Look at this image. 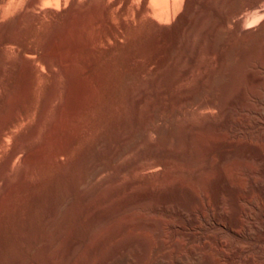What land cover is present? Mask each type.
Segmentation results:
<instances>
[{
    "label": "bare ground",
    "instance_id": "1",
    "mask_svg": "<svg viewBox=\"0 0 264 264\" xmlns=\"http://www.w3.org/2000/svg\"><path fill=\"white\" fill-rule=\"evenodd\" d=\"M45 1H51V0H0V151L6 138L12 136L13 128L23 123V121L27 118L28 112L32 110L29 104L33 99L34 93L36 92L37 88L42 85V84L39 85L40 82L42 80L45 81V79H47L46 85L44 84L45 90L43 93L40 106L35 111L34 121L30 124L27 130L23 131L18 138L14 139V143L12 147L3 156L0 162V227L1 224H3L2 221L4 217L11 212L13 213V216L16 219H19V221L21 220L20 223H22V225H21V229L19 230L21 233L20 234L21 237H25V236L28 237L27 234L25 233L26 232L25 228H27L25 226H27L26 224L29 221V220L27 221V218L29 216V215L27 216V213H29V210H31L29 209L30 207L33 209V206H35L33 204L35 203L36 198L38 197L35 189L39 190L40 188L39 186H41L39 185V180H38L39 178H37L38 177L37 174L39 171H41V169L44 168V166L49 164L51 161L54 162L55 161L57 162L58 160L60 161L61 155L62 156L65 155L64 152H66L65 151L66 147L63 146L64 145L66 146L67 144H63V143L61 144V142H57V139L60 138L61 140L60 136L62 133L64 134L71 133L72 137H70L69 141L72 145H77L80 143L78 142L80 137L89 134L91 132L90 129L94 128L95 126V125L93 126L89 125L88 122L84 123V121L82 120H84V118L88 115V114L86 115L88 111L89 114L92 113L91 110L92 107L95 109L97 102H95L96 101L95 100L93 102H95L96 104L93 103L92 100H94V98L92 97H94L93 95H95L96 97V94L94 93L97 87H98L97 91L100 90V88L102 87V85L100 84L102 83L101 81L100 82L98 81L99 77H97L96 79L99 82V85L97 82H95V79L94 81H92V78L90 77L89 78L91 80L85 78V84L82 81L80 82L84 84V87L81 86L82 84L80 85V88L82 87L81 89L84 88L83 92L81 91L82 93L80 92L79 85H77L79 92L81 93L80 97L78 96L79 94L77 95L79 97V100L78 103L76 104L78 105L75 104L76 105L75 106L72 103V95L75 94L74 93L75 87H73L72 89V80L73 82L74 81L76 82L77 76L80 75L78 77H81V75L84 74V72L86 71L85 69H87L83 66L82 67L85 69L80 67L85 71L84 72L81 71L82 74L79 72L80 74L77 73L78 75L75 76L76 69L79 68L77 67L78 63L76 64V60H75L78 58V56L77 58H75L76 55L79 54V52L81 51L83 52V48H86L90 51V53H88V56H92V54L94 53L98 54V50L104 47L105 41L110 39L117 41L118 37L120 38V35L123 31H125L126 29L127 31L128 29L132 30V28L134 29L138 26L141 27L142 24L138 25L136 23H139V21L141 20H143L141 22L143 23L147 21L146 19H148L150 20L149 22L150 26H154L152 28L154 29V31L151 30L152 33L148 32V34L150 33L153 36V42L151 40L153 46L151 44L152 50H150L152 52L150 53L151 56L148 59L149 63H147V65L149 64L151 67L146 66V69L149 70L148 72H152L151 74L152 78L151 76L149 77L150 79L145 78L146 74L144 76L143 74L144 70H142L141 71L142 74L140 75L141 78L140 83L136 87L131 88V92L128 98V103L126 105L127 108H125L127 110L126 112H124V114L120 115L115 121L114 127L116 128V130H114L115 128L111 129V131L114 130L113 133L114 132L118 133V134L114 133L117 135V137L116 135H114L117 141L111 143L108 138V134L106 132H102L101 135L94 142L92 150L86 149V151H83L84 153L82 152L83 154L82 157L83 158L85 157L84 159H86L89 156L88 158H90V160L87 158L88 160L86 162L84 161L85 163L88 162L87 167L89 172L86 173L87 171V167H86V171H85L86 176L85 174H83L84 177L81 176L80 179L82 180L81 183L86 184L87 186H81V187L82 188L86 187L87 189V187L91 185V189L88 188L89 189L88 192H86L87 190L86 191L83 190L85 191L83 194V198L84 200L90 201V197L93 196L94 198L92 197L91 200L92 199H95V201L98 200L97 201L98 204L95 203V205L96 204L97 205L94 207L93 213L92 212L89 213V215L91 213H92L91 215H93L94 213H95L94 215H96V213H98L96 217L94 216L95 220L92 219L94 220L95 223L94 226L98 229V232H101L102 230L99 231V228L101 229V227H103L106 223L112 220V217H114L113 215H115L116 213H123L125 216L123 215L122 218L125 219V222L123 221L122 222L124 223V225L126 223L128 227L129 225L131 227V224L133 225L135 220L132 219L134 217H132L131 219L129 217L131 215L135 216L140 212L137 211L138 212L137 213L134 210L135 207L144 206V208L148 209L147 205L150 206L149 204L155 203V204H159V208H160V205H163L165 203L169 204L167 197L168 195L167 196H165L166 194L164 195L165 190L164 191L161 190V186L157 184L158 182L155 181V179L153 180L154 182H157L155 184H157L158 187L155 184H153L154 182L152 184L150 183V181L153 178L151 177L152 175L150 174L158 173L164 168L168 169L167 166L171 163L174 166L176 163H178L177 171L174 170L175 173L173 172L168 173L169 170L167 171L165 169L166 171L165 174L168 173L169 176H171L170 181H166L168 177L167 174L164 176L161 175L160 176L161 178H159L158 181H160L161 184H164V186L165 183L167 182L166 185L170 186L171 188L173 187L172 189H175L174 187L176 186L177 187L182 186V188L186 187L188 189L190 188L189 190H191L192 193L191 195H193L194 197V198L192 197L193 201L195 200L197 202V205L195 201L193 202L195 203V206L196 207L199 206L200 208L203 207L204 209L206 208L213 210L211 211L214 213L213 220L210 221L206 216H204V214L200 215L199 213H197L195 211V209L197 208H194L193 210L189 209L191 210L190 214L188 215V217H186L185 219L183 218V220H181L183 221L181 224H178V222L170 223L168 225V228L165 230L163 228L158 227L157 238H155L156 240L153 239L154 241H156L154 242V244L153 242L151 243L150 240L148 241L144 239L145 237L143 236H141L143 238L138 237L137 235L139 233L136 234L135 230L132 232L133 234L135 233L138 238L136 237L133 238L135 236L134 235L132 237L133 239L132 238L130 239L139 241L143 247L142 250L147 254V250L152 246L157 247L158 249L160 247H165L168 244L170 246L174 242L175 240L174 238H177L176 235L177 233H179V230H182L181 227L185 225L188 227V225H190V227L195 226L198 227V229H201L200 233L199 234L197 233V236L195 237L197 243L198 244L200 243V245L201 243H204L206 246L207 245L206 242L212 240L214 237L213 235L217 233L216 231H219L223 233L229 232L231 235L233 234L232 236H234V238H236L237 241H239L240 243H242L241 241L243 240H247L248 243L251 246H253L252 248H257V246L259 247V244H262L261 242L264 240V235L260 233L262 232V230H260L261 227L264 226V183L260 182L261 179L264 177V163L261 162L262 158L260 157L262 155H260L259 153L258 154L260 156L256 154L261 159L260 162L258 160L259 163L257 162L255 164L253 163L251 164L250 162V165L247 166L248 187L246 190H244L245 192L241 193L243 194V196H241V198L240 196L237 198L239 203L234 202L235 204H239L238 207L233 203L230 204L229 206H226V204L228 205L229 202L227 201L228 203L225 204L226 201L224 202L222 200L225 196L222 199L220 197H217L219 194L216 196L217 189H215L214 191V194L217 198H215L214 202L211 204L210 203L211 201H208V199H210L214 195L210 197L209 194L207 193L210 198L206 197L207 200L203 199V197H201L200 195L203 192L202 193L201 191H199L200 193L198 192L197 190L198 187L195 188L196 186L195 182H199L200 180L204 182L205 180L206 183L207 180L209 179V181L216 182L217 184H221L222 182H225L227 186L230 187L235 184V182H233L234 180L232 176L235 173L232 174L231 173L232 170H229V168L227 169V167L225 168V166H222V164L224 165L225 163L220 164L221 166L216 168L217 171L215 170L216 173H214L213 172L214 170H212L214 169L212 164L213 161L212 160H211L212 162L209 161V153L212 151L213 147L208 146L207 141L203 140L197 142L195 138L197 136L196 139L199 140L200 138L198 137L200 136L198 135L200 133L205 134L208 132L209 133L211 132V135H209V137L212 136L213 133H214L213 136H215L217 133L221 132L222 129L227 125L232 127L231 126L232 115L230 113V109L231 107H233L235 103H236L235 105H238L239 103L237 104V102L239 101L241 102V100L238 101V98H240L239 96H243L245 93L246 87H244L243 85V79H247V80L251 79L255 81V83L256 82L258 83L263 80L264 78V0H137L138 3L136 0H54L55 4L58 7L61 6L63 7V9L61 8L63 16L61 19L58 18L60 20L56 19L57 21L53 19L52 20L54 21L53 23L52 21H50L52 23L51 26L49 25L50 27L49 26L46 27L45 25L46 28L42 29V27L44 28V26H42L41 17L43 13L46 11L42 6ZM135 1L137 4L135 3ZM129 18H131V20H128ZM144 18L146 19L144 20ZM149 28L151 29V27ZM40 29H42L41 31L43 32L41 33L43 34V40L41 41L42 43L40 46L41 53L38 55L37 47L31 44V41H33V39H36L38 35H40L39 33ZM127 31L125 33H128ZM101 44H103V46ZM100 46L102 47L100 48ZM13 48H15L14 49L15 51L12 53ZM96 56L97 55L95 54L93 57ZM79 58H81V55L79 56ZM86 59L88 60L89 57ZM110 60H109L110 62L113 61L111 58ZM92 62H94L93 59ZM88 64L89 63H87L86 65ZM90 65L91 64H89V67L88 66L87 67L90 68L91 67ZM79 70H77V72ZM106 70L108 71L109 69L106 68L105 71ZM172 70L179 71L178 79L179 82L181 81L182 83L180 82L181 90L178 95L181 104L183 103L186 106V108L184 105H181L185 109L182 108L180 110L179 107L181 106H179L178 109H175L178 111H172L170 116L175 118L174 120L172 119L173 120L172 122L167 123L169 119L167 122L162 121L163 119L161 120L160 115L156 112L157 107L154 102L156 100H154L153 98L154 101H152L151 98L149 99V97L151 96L150 95L151 93L152 94L155 93L158 95L157 98H162L161 94H164L165 91L164 89H162L163 87H160L161 85L158 86L156 82L160 81L162 76H164L163 78L165 79V75L166 76L167 74L170 75ZM97 73L98 71H96V74ZM99 73L98 75H100ZM72 75H74L75 77H72ZM104 76L105 74L102 76V80ZM83 79L84 77L81 78L80 80ZM192 79H194V81L196 80L195 83L198 84L197 85L198 88L196 90H192L188 88V84H186L185 82L187 80L188 82L190 80H191L190 82H193ZM78 81L77 84L79 83ZM92 82L93 83L95 82V84H97V85L94 84L96 88L93 86ZM166 82L167 81H165V84H167ZM253 85L252 86L254 87L255 90V86L257 85L254 83ZM246 86L248 85L246 84ZM72 90L74 94H72ZM250 90L254 91L252 89ZM255 91H257V89ZM204 92L207 94L205 95ZM261 93L264 94V91H261ZM262 94H260L257 91L254 93V97L252 96L254 98V101L257 103L252 102L253 99L252 100L250 99L251 95L249 96L250 98L246 97L244 105L249 109L254 108L253 105L258 103H260V106H264L261 105L264 104V98H263L264 96H262ZM100 95L101 94L99 93L98 96ZM241 98L243 99L244 97ZM72 104L74 106H72ZM93 104L95 105V107L92 106ZM240 108H242V105ZM205 110L222 111L223 115L222 117L220 116L222 119L221 120L218 119L219 121H217L216 120L217 117L213 118V116L210 115L211 113L208 114ZM203 111L207 113V116L205 117V113H204V117L201 118L200 114L202 113L203 115ZM260 111H264V110H260ZM94 112L95 110L93 111V114ZM84 113L85 115H83ZM147 113H149L152 117H150L149 115L150 120L149 121L147 120L145 124L146 126L144 128H139L131 124L132 122L135 121L136 116L142 114L145 115ZM244 113L245 112H243V114ZM246 115L247 114H245L244 118L247 117ZM92 118L89 120H91V124H94V122L92 121L94 118L93 119ZM95 118L97 119L98 117L96 116ZM258 118L259 116L256 118V120ZM153 120L159 122V125H156L155 121L153 122ZM94 121L96 120L94 119ZM233 123H234L233 125L235 126L236 125L235 122ZM234 126L232 127V129L235 128ZM237 127H238L237 129L238 131L234 130L233 132L239 133L240 127L239 126ZM244 127L243 130H246L244 129ZM52 130L56 131V136L51 135L50 137ZM55 131L53 132V134H55ZM230 132L232 131L230 130ZM220 136L218 135L217 137ZM52 137H53V141H52ZM224 137L225 134L223 136V139ZM231 137L235 138L233 136ZM82 139H80V141ZM228 140L227 142H229ZM55 142H57L58 144L60 143L63 146L57 145ZM204 142H206L207 144H205ZM243 142H244L243 144H246L247 140ZM240 143H242V141ZM106 150H110L111 157L109 158H112L113 160L112 159L111 160L112 161L115 160L114 162H116L115 169L111 167L112 169H114V171H111L113 173V174L111 173L112 176L111 175L105 176L106 172H109L107 170L109 169L108 162L110 160L109 161L107 160L108 162H106V159L104 160V158L103 159L100 158V153L105 152ZM182 150L187 151L186 154L187 157L188 155H190L188 158L191 161L190 164L192 163L191 168H185L184 167L185 164L184 165L182 164L184 161L183 153H185L182 152ZM193 151L195 153L198 152L196 153L197 157L194 154H192ZM131 153H133V156ZM129 154H131L132 157H129L128 156ZM256 155L255 157H258ZM200 156L201 158L206 160V162H204L203 164H199L202 163L201 162L202 159L199 162ZM79 158H76V160L79 161ZM243 158H244L243 162L245 161L244 163H246L248 161V160L246 161V159H250V155L244 154ZM187 159L185 160L187 161ZM224 159L225 156H223L222 162H224ZM81 160L79 161V163L83 161ZM119 160H121L122 162ZM225 161H227V159ZM72 162L74 163L75 161L73 160ZM68 164L72 165L70 163ZM187 164L188 163H186L185 166L190 165ZM234 164L240 165L238 159H235L233 163V167L232 165L230 167L234 168ZM73 165L75 166V164ZM239 165L237 166V169ZM71 168H72L71 166H68L69 170H71ZM226 169L231 171L230 172L231 174L229 173V175L232 176V182L234 183L233 184L231 182L232 185L229 183V180L231 181V179L228 180ZM64 172H66V170H64ZM64 172L62 171L61 175ZM127 173H130L131 176L129 175L130 177L127 176L129 177L128 179L127 178L124 179L125 174L127 175ZM208 173H209V176L207 175L208 179L203 180L204 178L203 175ZM162 174H164V170ZM68 175L70 176L71 174L69 173ZM65 176L68 177L67 175ZM186 176H189L191 182L185 180ZM149 178L151 180H149ZM238 180H242V179H238ZM192 181L193 182L195 181L194 182L195 184H193ZM247 182L245 184L246 186H247ZM144 183L146 184L149 183L151 184V186L148 187L147 185L149 184H147L146 186L144 185L145 186L144 189L148 187L145 190H143L142 186L139 189V185H143ZM212 183H210L211 187L213 186L211 185ZM237 183L238 185H240L239 181ZM108 185H110L108 187L111 188L110 191L109 189H107ZM135 185H138L136 187H138L139 190L134 187ZM200 185L203 187L202 184ZM207 185L204 186L207 187ZM81 187L80 189H82ZM105 187L106 190H108L109 192H107L106 190L105 191L107 193L103 192V189ZM260 187L263 188V191L261 193L262 197L260 196L262 200L260 199L261 201H258L256 200V198L254 199L253 193L256 188H260ZM165 188L167 187L165 186ZM205 188L203 189L205 190ZM133 189L134 190L136 189L135 191L137 190L140 191L142 189L143 191H141V193L137 192L138 194L132 196V193L134 192ZM168 192L170 191L168 190ZM171 192L173 191L171 190ZM82 193L80 195H82ZM127 195L130 196L128 197ZM68 196H70V194ZM232 196L230 197L232 198ZM171 198L169 199L172 200ZM241 200L242 202H240ZM173 201L175 200L173 199L171 203H173ZM91 205L92 206L94 205L93 202ZM80 206L84 208L82 204ZM175 206L176 208L180 207L177 205ZM78 208H81L79 207V204H78ZM159 208L158 210H160L162 207L160 209ZM203 208H201V210ZM180 209L181 208H179V210ZM79 210L80 209H78V211ZM81 210L79 212H81ZM165 210H168V207H166ZM214 210L220 211V214L225 216V219L217 217L216 216L217 214L214 212ZM163 213H161V215ZM169 213H172V211ZM200 213L203 212L201 211ZM142 214L139 213V215ZM182 214L184 213H180V215ZM185 215H187V213ZM140 217L138 216L137 218ZM143 217L141 218L144 219ZM147 218L149 219L150 217ZM249 218H255V220L258 219V221L256 220L257 222L256 223L255 220H253L256 224L252 225L253 222L248 220ZM89 219L91 218L89 217ZM156 219H158L159 222V218ZM244 219H246L247 222ZM150 220L153 221L154 217L153 219ZM150 220L148 221L143 220L144 224L149 225L147 222H152ZM131 221L134 222L132 223ZM248 221L251 222V225L248 223ZM46 222L48 223V221ZM22 226L25 230L22 228ZM136 227L134 228L137 230ZM145 227H149V226H145ZM92 229L91 231H93ZM107 229H109V227H107ZM94 231L92 233H94ZM104 231L102 232L104 233ZM111 231H113V229H111ZM116 231L118 230H115L114 231L115 233L114 232L112 233L116 234ZM96 232L93 234L94 237H96V235L98 234V233L96 234ZM147 232L149 233V231H146L145 233ZM234 232L237 233L242 232V234L236 235ZM24 233L26 235H24ZM101 233L98 234L99 239H101L99 236L101 235ZM109 233L107 234L111 235V233L110 234ZM107 234H104L103 237H106L105 235ZM119 234L117 233V235L115 236H118ZM128 235L132 236L131 234ZM186 235L188 236V239L189 238L192 239L193 235L191 233H186ZM62 236L58 235V237H62ZM112 236L114 235L112 234L111 237ZM215 236L217 237L218 235L216 234ZM118 238L119 237H116V239ZM69 239L70 241L67 240L69 243L65 242L66 244H68V246L66 250H64L65 252H63L64 253L63 256H61L62 259L60 258L61 264L64 263L63 259L67 260L70 257H72L70 256L72 254V249L75 248V245L77 244L76 240H72L70 237ZM96 240L98 239H95L94 241H92V243H94ZM121 240L123 241V238L120 239V244H121ZM104 241H106V238ZM137 241L136 243H138ZM216 241H218L217 244L218 246L220 243L222 244V240L220 237ZM96 242L95 245H97ZM101 242L103 241L100 240L99 243ZM129 242L128 244H130L131 246L132 244L131 242L130 243ZM234 242L236 243V241ZM107 243L103 242L101 244L103 245ZM122 243H124V241ZM235 243L232 245L230 250L232 251V253L230 254L227 253V255L226 253H222L221 251L222 248L219 249L218 247V249L221 251L218 254L220 257L223 258L222 259L223 262L221 263L218 262L217 264H238V262H240L239 264H241L242 260H243L242 262H244L243 264H264V251L254 250L255 252H252V255H250L251 253L250 252L249 254H247L249 256L245 254L247 257L246 256L243 257L241 255L242 249L240 243L238 242L237 244ZM114 244H111L110 248L117 247L119 245L116 244L117 246H115ZM126 244L127 241H125L123 245ZM223 244H225V242ZM46 245L45 247L51 248V250L53 248L52 246H54L52 245V243H47ZM90 245L91 246H88L89 248L87 250H89V252L91 253L92 251H94V249L97 246L92 244ZM110 248L108 249L111 250ZM124 248H128V247L125 246ZM175 248L178 247L176 246ZM160 250L163 251V248L162 249L160 248ZM96 252L97 251L93 253ZM193 254L195 255V252ZM51 255H54V253ZM100 256L102 257L93 260L97 262V263L95 262L96 264H117L119 262H121L120 264H122L123 262L126 263V254L125 256L124 255L118 256L116 254V256H118L116 257L113 256V253L109 252L107 255L104 256L100 255ZM12 257L14 258V256ZM93 257L94 256H92V258ZM212 257L211 259L210 257L208 258L209 264H213L212 260L215 257L213 258ZM21 262L19 261V264ZM60 262L58 263V260L56 259V261H54L53 264L54 263L60 264ZM16 263H18V260L16 261ZM28 264H30V262H28ZM188 264L191 263L188 262Z\"/></svg>",
    "mask_w": 264,
    "mask_h": 264
},
{
    "label": "rangeland",
    "instance_id": "2",
    "mask_svg": "<svg viewBox=\"0 0 264 264\" xmlns=\"http://www.w3.org/2000/svg\"><path fill=\"white\" fill-rule=\"evenodd\" d=\"M137 1V0H136ZM136 1H135V3H136ZM53 2V3H52ZM137 3H138V1H137ZM136 3V4H137ZM46 11L43 13V15H42V26H44V28L42 27V29H45L47 26H51L52 25V23L54 22V21H52L53 19L55 20V21H57L56 19H58V18H62V10H61V8L63 9V7L61 6V7H58L56 4H55V1L53 0H51V1H45L44 2V4H43V6H42ZM51 8V9H50ZM56 10H55V9ZM53 11H55V12H53ZM58 11V12H57ZM57 12V13H56ZM58 13H60L61 14V16H60V14H58ZM147 18V17H146ZM146 18H144V20L146 19ZM149 18V17H148ZM60 19H58V20H60ZM128 20H131V18H129ZM147 21H148V23H147V21H145V22H143V23H145V24H143V23H141L143 20H141V21H139V23H136V24H138V25H141V27L140 26H138V27H136V28H132V30L130 29H128V31H127V29L125 30V31H123L122 33H121V35H120V38L118 37V39H117V41H115V40H112V39H110V40H107V41H105L103 44H104V47H102L103 46V44H101L102 46H100V48L101 49H99L98 50V54L97 53H94V54H92V56H88V53H90V51L88 50V49H86V48H83V52L81 51V52H79V54H77L76 55V57L75 58H77V56H78V58L77 59H75L76 60V64H77V67H85V68H87V69H85V68H83V69H85V70H83L82 68H80V70H79V68L78 69H76V73H75V76L76 75H78V74H82V72L81 71H85L84 72V74H82L81 75V77H78V76H80V75H78L77 76V81L78 80H80L81 78H83L84 77V79L83 80H80V81H78L79 83L77 84V81L75 82V84H76V86L77 85H79V89H80V92L82 91L83 92V89H81L80 88V85L82 84V83H80L81 81L85 84V78L86 79H90V78H92V81H94V79H95V82H97L98 83V85H99V82L101 81V83L102 84H100V85H102V89L100 88V86H99V88H100V90H98L97 91V89H98V87H97V89H96V91H95V93L94 94H96V97H95V95H93L94 97H92V98H94V100H92V102L93 101H95V102H97V105H96V107H95V105L93 104L92 106H94L95 107V109L93 108H91V110H92V113H91V111H90V113L91 114H89V111L86 113V119L84 118V120H82V121H84V123L85 122H88L89 123V125H91V126H93V125H95L94 126V128H91L90 129V133L89 134H87V135H85V136H82L83 137V139H82V137H80V139H82L81 141H80V139H79V141L78 142H80L79 144H77V145H72L71 143H70V141H69V139H70V137H72V134L71 133H68V134H64V133H62L61 134V140H60V138L59 139H57V142H61V144L63 143V144H67L66 146L64 145H61L60 143L58 144L57 142H55L57 145H61V146H63V147H66V152H64V154L65 155H61V157H60V161L58 160L57 162L55 161H51L49 164H47L46 166H44V168L43 169H41V171H39L38 172V174H37V178H39L38 180H39V185H41V186H39V187H37V188H39V190L38 189H35L36 190V192H37V195H38V197L36 198V201H35V203L33 204V205H35V206H33V209L30 207L29 209H31V210H29V213H27V216H28V218H27V226H25V227H27V228H23V226H22V228L26 231L25 233L27 234V236L28 237H21V233H20V229H21V225H22V223H20L21 222V220L19 221V219H16L14 216H13V213H8L5 217H4V219H3V221H2V223L3 224H1V227H0V264H15L16 263V261L18 260V263H16V264H19V261L21 262H23L24 264H28V262H30V264L32 263V264H53V262L54 261H56V259L58 260V263L60 262V258L62 259V257L61 256H63V252H65L64 250H66V248H67V246H68V244H66V243H69L67 240H69L70 241V239H69V237L72 239V240H76L77 241V244L75 245V248H73L72 249V254L70 255V256H72V257H70L69 259H67V260H65V259H63V262L64 263H62V264H96L97 262L96 261H93V260H96V258L97 259H99L100 257H102V256H100V255H107L109 252H111V253H113V256H116V254L118 255V256H122V255H124L125 256V254H126V263L125 262H123L124 264H188V262L189 263H191V264H209L208 263V258L210 257V259H211V257L213 256V257H215V258H213V260H215V261H213L212 260V262H213V264H214V262H215V264H217L218 262L219 263H221V262H223V258L222 257H220L219 256V252H221L222 251V253H226V255H227V253L228 254H230V253H232V251H230L231 250V247H232V245L235 243L234 241H236V243L235 244H237V242L238 243H240L239 241H237V239L236 238H234V236H232L229 232H219V231H216L217 233V237L215 236L216 234H214L213 236L214 237H216V238H214L213 237V239L212 240H210V241H207L206 242V246H205V244L204 243H201V245H200V243L198 244L197 243V240L195 239V237L197 236V233L199 234L200 233V231H201V229H198V227H195V226H191L190 227V225H188V227L185 225V226H182L181 227V229L182 230H179V233H177V235H176V237L177 238H174L175 240H177V241H175L174 240V242L169 246V244L168 245H166L165 247H160L161 249L163 248V251L162 250H160V248L158 249L157 247H154V246H152V247H150L149 249H151V250H149V252H148V250H147V254L142 250L143 249V247H142V245L140 244V242L139 241H137V240H132L133 238H138V237H140V238H143V237H145L144 239H146V240H150V242L152 243L153 242V244H154V242H156V241H154L153 239H155V238H157V232H158V230H157V228L158 227H160V228H163L164 230L165 229H167L168 228V225L170 224V223H177L178 222V224H181L183 221H181V220H183V218L185 219L186 217H188V215L190 214V211L191 210H189V209H194V208H197V209H195V211L197 212V213H199L200 215H203L204 214V216H206L210 221H212L213 220V215H214V213L213 212H211V211H213V210H210V209H204L203 207H201V208H203L202 210H201V208L199 207V206H195V203H196V205H197V202L195 201V203H193L194 201H193V195H191L192 193H191V190H189L188 188H182V186H176V187H174L175 189H172L170 186H168V185H166V183H165V186L167 187V188H165V186H164V184H161V182L160 181H158L159 180V178H161L160 176L161 175H166L167 174V179H166V181H170L171 179H170V177L171 176H169V172L171 173V172H173V173H175V171L174 170H176L177 171V167H178V163H176L175 164V166L171 163V164H169L168 166H167V168L168 169H166V168H164L163 170H164V174H162V172H163V170H159L160 172H158V173H154V174H150V175H152L151 177H153L152 178V180L149 178V180H151L150 181V183L152 184L154 181V179H155V181H157V182H154L153 184H155V183H157L158 185H160L161 186V190L162 191H164L165 190V192H164V195L165 196H167L168 197V202H169V204H167V203H165V204H163V205H160V208L162 209H160L159 208V204H155V203H153V204H149L150 206H148L147 205V208L148 209H146V208H144V206L143 207H135L134 208V210L137 212H139L140 214H146V215H139V213L138 214H136L135 216H133V215H131L129 218L131 219L132 217H134V218H132L133 220H135V222L134 221H131L132 223H133V225L131 224V222H130V224H131V227H130V225H129V227L126 225V223H125V225H124V223L123 222H125V219L124 218H122L123 217V213H116L115 215H117V216H115V215H113L114 217H112V220H110L108 223H106L103 227H101V229L99 228V231L100 230H102V231H104V229H105V231H104V233L102 232H98V229L94 226V220H95V217H96V215L98 214V213H96V215H91L92 213H93V210H94V207L98 204V200L97 201H95V199H92L91 200V198L93 197H90V201L88 200H84V198H83V194H84V192L86 191V192H88V190L89 189H91V185H89L88 187H87V189H86V187H81V186H87L86 184H82L81 183V176L82 177H84V175L83 174H85V176H86V173L87 172H89L88 171V167H87V164H88V162L87 163H85L88 159L90 160V158H86V159H84L83 157H82V152L83 151H86V149H89V150H92V148H93V144H94V142L97 140V138L101 135V133L102 132H106L107 134H108V138H109V140H110V142L111 143H113L114 141H117V139H115V136L114 135H116V134H114V133H117V132H114L113 133V131L114 130H116V128L114 127V123H115V121L117 120V118L120 116V115H122V114H124V112H126V110L127 109H125V108H127L126 107V105H127V103H128V98H129V95H130V92H131V88L132 87H136L139 83H140V81H141V78H140V75L142 74L141 73V71L142 70H144V76H145V74H146V76H145V78H148V79H150L149 77L151 76V78H152V72H148L149 70H147L146 69V66H150L149 64L147 65V63H149V58H150V56H151V52L152 51H150V50H152L151 48H152V46H153V36H152V34H148V32H151V30L152 31H154V29H152L154 26H150V24H149V22H150V20H148V19H146ZM44 21V22H43ZM50 21H52V23L50 22ZM147 24V25H146ZM152 24V23H151ZM45 25H46V27H45ZM49 26V27H50ZM137 26V25H136ZM151 27V29L149 28V27ZM149 28V29H148ZM42 29H40L39 30V33H40V35H38V37L36 38V39H38V40H36V39H33V41H31V44H33V45H35L36 47H37V50H38V55L41 53V41L43 40V34H41V33H43L41 30ZM136 29V30H135ZM138 29V30H137ZM41 31V32H40ZM128 32V33H125V32ZM126 35H125V34ZM152 33V32H151ZM42 35V36H41ZM126 37H125V36ZM124 36V37H123ZM149 36H151V37H149ZM42 38V39H41ZM150 38H152V39H150ZM41 39V40H40ZM36 40V41H35ZM151 40H152V42H151ZM111 41V42H110ZM151 42V43H150ZM151 44H152V46H151ZM109 45H111V46H109ZM15 48H13L12 50V53L15 51L14 50ZM87 50V51H86ZM97 55L96 57H93L94 55ZM81 55V58H79V56ZM83 56V57H82ZM86 56H88L89 57V59L87 60L86 58H88V57H86ZM86 57V58H85ZM85 58V59H84ZM93 59V61L94 62H92V59ZM110 58L113 60L112 62H110L111 60H110ZM79 59V60H78ZM78 60V61H77ZM110 60V61H109ZM90 61V62H89ZM148 61V62H147ZM87 63H89V64H91L90 66V68H88L89 67V64L88 65H86ZM81 65V66H80ZM88 66V67H87ZM105 66V67H104ZM151 67V66H150ZM107 68V69H109L108 71L106 70L105 71V69ZM82 69V70H81ZM77 70H79L78 72H77ZM96 71H98V73H99V71H100V75H101V77H100V75H98V73L96 74ZM80 72V73H79ZM150 74H148V73ZM175 74H174V73ZM78 73V74H77ZM102 73H103V75L105 74V78L103 77V80H102ZM84 75V76H83ZM149 75V76H148ZM175 75V76H174ZM74 75H72V77H75ZM83 76V77H82ZM87 76V77H86ZM168 76H170V77H168ZM172 76H174V77H172ZM90 77V78H89ZM94 77V78H93ZM97 77H99L98 78V81L96 80L97 79ZM164 76H162V78H161V80L160 81H158V82H156V84L159 86V85H161L160 87H163L162 89H164V91H165V93L164 94H161V97L162 98H157L158 97V95L157 94H150L151 96L149 97V99L151 98V100L152 101H154V100H156L157 101V103H156V101H154L155 102V105H156V112L160 115V118H161V120L162 121H165V122H167L168 121V119H169V121L167 122V123H170V122H172L173 120H174V118L175 117H172V116H170V114L172 113V111H178V110H175V109H178V107L179 106H181V105H184L183 103L181 104V102H180V99H179V92H180V86H181V83L179 82V71L178 70H172L171 71V74L170 75H168L167 74V76L165 75V79L163 78ZM168 77V78H167ZM78 78H80V79H78ZM105 79V80H104ZM147 79V80H148ZM164 79V80H163ZM168 79V80H167ZM75 80V79H74ZM91 80V79H90ZM193 80V82H188V80L187 81H185L186 82V84H188V88H190V89H192V90H196L197 88H198V84L197 83H195V81H194V79H192ZM245 80V81H244ZM46 81V82H45ZM45 81L44 80H42L41 82H40V84L39 85H41L40 87H38L37 88V90H36V92L34 93V96H33V99L31 100V102H30V106H31V111H29L28 112V115H27V118L23 121V123H21V124H19L17 127H15V128H13V130H12V136H10V137H7L6 138V140H5V142L3 143V146L1 147V151H0V162H1V160H2V158H3V156L9 151V149L12 147V145H13V143H14V139L15 138H18L19 136H20V134L23 132V131H25V130H27V128H29V126H30V124L34 121V119H35V111L37 110V108L40 106V103H41V100H42V97H43V93H44V90H45V85H46V83H47V79H45ZM103 81V82H102ZM163 83H162V82ZM165 81H167L166 83L167 84H165ZM74 82H73V80H72V89H73V87H75V89H74V93H73V90H72V94H74V95H72V103L75 105L76 103H78V100H79V97H80V95H81V93L79 92V89H78V86L76 87L75 86V84H74ZM95 82L93 83V86L95 87V85H97V84H95ZM188 82V83H187ZM262 84H261V83ZM260 82H256L255 83V81H253V80H251V79H243V85H244V87H246L245 88V93H244V95L243 96H239L240 98H238V101L239 100H241V102L239 101V102H237V104L239 103H241L240 105L238 104V105H233V107H231V109H230V113H231V126L233 127L234 125V123L233 122H235V124L237 125V126H239L240 128V130L242 129L243 130V127H244V125H245V127H244V129H246V130H239V133L241 134H239V133H235V132H233L234 130L235 131H238L237 129H238V127L235 125L234 127L235 128H233L232 129V127H230L229 125H227L226 127H224L223 129H222V131L221 132H219V133H215L216 135V137L215 136H213V134H212V136H210L209 137V135H211V132L209 133H200L198 136H200V137H198V138H200V139H202V140H197L196 138H197V136H196V138H195V140L198 142H200V141H207V143L206 142H204L205 144H207L208 146H212L213 147V149H212V151L209 153V161L210 162H212V164H213V168L214 169H212V170H214L213 172L214 173H216V171H217V169L216 168H218V167H220L221 165L220 164H222V163H225L224 165L222 164V166H225V168L227 167V169L229 168V170H232V172L231 171H229V170H227L226 169V172H227V176H228V180L229 179H231V181L229 180V183L231 184V182H232V176H233V182H235V184L234 185H232V186H227V184L225 183V182H222L221 184H217L216 182H211V181H209V179H208V176H209V173L208 174H205V175H203L204 176V178H203V180L204 179H208L207 180V182L205 183V180H204V182H202V180H200L199 182H193L192 181V183L193 184H195L196 186H195V188H197V190H198V192L199 191H201V193L202 194H200L201 195V197H203V199H205V200H207V198L210 196H212V195H214V196H212L210 199H208V201H211L210 203L212 204L213 202H214V200H215V198H217V197H220L224 202H225V204L226 203H228V205L226 204V206H229L230 204H235L236 202L237 203H239L238 202V200H237V198L240 196V198H241V196H243V194H241L242 192H245L244 190H246L247 189V187H248V179H247V166H249L250 165V162H251V164L253 163V164H255V163H257L258 162V160H259V162L261 161V159H260V157L262 158V161L261 162H263L264 163V157H262V156H264V124H262V123H264V111H260V110H264V109H262V108H264V106H260V103H258L259 104V106L261 107H259L258 106V104H254L253 105V107L255 108V110H254V108H248V107H246L244 104H245V100H246V97H249L250 95V99L252 100V102L254 103L255 101H254V93L255 92H259L260 94H262L261 93V91H264V78H263V80L262 81H260ZM191 83V84H190ZM248 85V86H246V84ZM249 83H250V85H249ZM251 83H252V85H253V83L254 84H256L257 86H255V90L257 89V91H255L254 90V85L252 86L251 85ZM260 83V84H259ZM45 84V85H44ZM84 84H82L81 86H83L84 87ZM95 84V85H94ZM167 86V88H166V86ZM259 84V85H258ZM192 86V87H191ZM251 86V87H250ZM248 87H250V88H248ZM76 88H77V90H76ZM96 88V87H95ZM259 88V89H258ZM250 89H252V90H254V91H251ZM76 90V91H75ZM100 91V92H99ZM79 92V93H78ZM97 92V93H96ZM102 92V93H101ZM99 93L102 95H100V96H98L99 95ZM205 93V92H204ZM250 93H252V94H250ZM79 94V95H78ZM98 94V95H97ZM207 93H205V95H206ZM247 94V95H246ZM79 97H78V96ZM253 96V97H252ZM262 96H264V94H262ZM77 97H78V99H77ZM241 97H244L243 99L241 98ZM96 98V99H95ZM100 98V99H99ZM153 98H154V100H153ZM264 98V97H263ZM73 101H75V102H73ZM95 102H93V103H95ZM243 103V104H242ZM255 103H257V102H255ZM72 104V106H74ZM96 104V103H95ZM179 104V105H178ZM76 105H78V104H76ZM75 105V106H76ZM241 105H242V108H240L241 107ZM261 105H264V104H261ZM185 106V105H184ZM237 106V107H236ZM257 106H258V109H257ZM177 107V108H176ZM239 107V108H238ZM244 107V108H243ZM144 108V107H143ZM185 109L186 108V106H185V108L183 107V106H181V107H179V109L181 110V109ZM232 108H233V110H232ZM238 108V109H237ZM245 108H246V110H245ZM248 108V109H247ZM260 108V109H259ZM172 109H174V110H172ZM242 109V110H241ZM95 110V112H94V114H93V111ZM159 112H158V111ZM241 110V111H240ZM250 110V111H249ZM256 110H259V111H256ZM208 114H210V115H212L213 116V118H216L217 117V121H219L218 119H222L221 117H222V111H220V110H212L213 111V113H212V111H209V110H205ZM205 111H203V115H202V113L200 114V117L201 118H203L204 117V113H205V117L207 116V113L205 112ZM209 111V112H208ZM215 111V112H214ZM237 111V112H236ZM245 112L244 114H243V112ZM250 113H249V112ZM252 111V112H251ZM255 111V112H254ZM167 112V113H166ZM259 112V113H258ZM262 112V113H261ZM169 113V114H168ZM92 114H93V116H92ZM148 114V115H147ZM147 114H145V115H139V116H136L135 117V121L134 122H132L131 124L133 125V126H136V127H139V128H144L146 125V122H147V120L149 121L150 119V117H152L149 113H147ZM245 114H247L246 116V118H244L245 117ZM259 114V115H258ZM83 115H85V113L83 114ZM82 115V116H83ZM149 115H150V117H149ZM167 115H168V117H167ZM88 116H90V117H88ZM96 120V121H94V119L92 118V117ZM98 117L97 119L95 118V117ZM169 116H170V118H169ZM221 116V117H220ZM259 116V118L256 120V118ZM262 116V117H261ZM83 118H81V119H83ZM93 119L92 121L94 122V124H91V120H89V119ZM165 118V119H164ZM244 118V119H243ZM261 118V119H260ZM153 119V118H152ZM152 119H151V121H152ZM173 119V120H172ZM242 119V120H241ZM86 120V121H85ZM247 120V121H246ZM258 120H260V121H258ZM262 120V121H261ZM150 121V122H151ZM155 120H153V122H154ZM96 122V123H95ZM244 122V123H243ZM248 122V123H247ZM260 122V123H259ZM155 123H156V125H159V122H157V121H155ZM259 123V124H258ZM242 124V125H241ZM110 125H111V127H110ZM113 125V126H112ZM241 125V126H240ZM249 125V126H248ZM90 126V127H91ZM230 127V129H229V127ZM237 127V128H236ZM247 127V128H246ZM115 128V129H114ZM93 129V130H92ZM111 129H114V130H112L111 131ZM230 130L232 131V132H230ZM55 130H52V132H51V134H50V137H51V135L52 136H56V131H55V134H53V132H54ZM224 131V132H223ZM244 132V133H243ZM262 133V134H261ZM118 134V133H117ZM204 134V135H203ZM224 134H225V137H224V139H223V136H224ZM238 134V135H237ZM259 134V135H258ZM70 135V136H69ZM206 135H208V136H206ZM220 136V137H217V136ZM235 135V136H234ZM240 135V136H239ZM262 135V136H261ZM69 136V137H68ZM87 136V137H86ZM231 136H233V137H235V138H232ZM237 136H238V138L240 139H238L237 138ZM116 137H117V135H116ZM227 137V138H226ZM244 137V138H243ZM256 137V138H255ZM261 137V138H260ZM154 138H155V136H154ZM219 138H221V139H219ZM237 138V139H236ZM63 139V140H62ZM67 139V140H66ZM229 139V140H228ZM230 139H232V140H230ZM235 139V140H234ZM65 140V141H64ZM221 140V141H220ZM227 140L229 141V142H227ZM247 140V143L246 144H243L244 142L243 141H246ZM52 141H53V137H52ZM195 141V142H196ZM242 141V143H240V142ZM238 142H239V144H238ZM70 144V145H69ZM110 145V144H109ZM206 145V146H207ZM214 145V146H213ZM72 146H74V147H72ZM71 147V148H70ZM259 147V148H258ZM258 151H257V150ZM259 150H260V152H259ZM262 150V151H261ZM182 152H185V153H183V155H184V161H183V165L185 164L186 165V163H188V164H190V159L188 158L190 155H188V157L186 156V154H187V151H183L182 150ZM181 152V153H182ZM84 153V152H83ZM196 153H198V152H196ZM196 153L193 151L192 152V154H194L195 156H196ZM260 155H262V156H260ZM263 153V154H262ZM132 154V156H133V153H131ZM131 154H129L128 156L129 157H132L131 156ZM188 154H189V152H188ZM244 154H248V155H250V159H246V163H244L243 162V157H244ZM256 154H258V155H256ZM182 155V156H183ZM255 155L256 156H258V157H255ZM79 156H80V158H79ZM186 156V157H185ZM223 156H225V159H224V162H222L223 160H222V158H223ZM64 157V158H63ZM82 157V158H81ZM109 157H111L110 156V150H106L105 152H102V153H100V158H104V160L106 159V162H108L109 160L112 162H108V166H109V169L107 170V171H109V172H106V174H105V176H112V172L111 171H114V169H115V163L116 162H114V161H112L113 159L112 158H109ZM197 157V156H196ZM66 158V159H65ZM76 158H79V161L81 160L83 163H84V165H86V166H84L83 165V163L82 162H80L79 163V161L78 160H76ZM188 158V159H187ZM199 158V157H198ZM198 158H197V161H198ZM252 158V159H251ZM257 159V161H256V159ZM112 159V160H111ZM185 159H187V161L185 160ZM202 159V163H199L200 162V160ZM227 159V161H225ZM235 159H238V161H239V163H240V165L239 164H234V168H231L230 166L232 165V167H233V163H234V160ZM256 161H254V160ZM75 161L74 163L72 162V161ZM108 160V161H107ZM208 160V159H207ZM212 160V161H211ZM253 162H252V161ZM85 161V162H84ZM119 161H121V160H119ZM118 161V162H119ZM122 161H123V159H122ZM121 161V162H122ZM215 161V162H214ZM230 163H229V162ZM53 162V163H52ZM199 164H203L204 162H206V160L205 159H203V158H201V156H200V158H199ZM227 162V163H226ZM242 162V163H241ZM258 162V163H259ZM68 163H70V164H72V165H69ZM110 163V164H109ZM114 163V164H113ZM73 164H75V166L73 165ZM113 164V165H112ZM187 164V165H188ZM192 164V163H191ZM188 165V166H185L184 165V167L185 168H191V166L192 165ZM217 164V165H216ZM242 164V165H241ZM66 165H67V167H66ZM112 165V166H111ZM216 165V166H215ZM239 165V167H238V169H237V166ZM68 166H71L72 168H71V170H69L68 169ZM74 166V167H73ZM114 166V167H113ZM171 166V167H170ZM215 166V167H214ZM229 166V167H228ZM241 166H242V168H241ZM86 167H87V171H86ZM114 168V169H112V168ZM169 167H170V169H169ZM174 167V168H173ZM176 167V168H175ZM243 167H245V168H243ZM65 168V169H64ZM70 168V167H69ZM171 168H173V169H171ZM231 168V169H230ZM68 169V170H67ZM110 169H112V170H110ZM165 169L168 171V173H166L165 174ZM236 169V170H235ZM244 169V170H243ZM64 170H66V172H64ZM73 170V171H72ZM216 170V171H215ZM60 171V172H59ZM64 172V173H62V175H67L68 177H66L65 175V177L64 176H62L61 175V172ZM85 171H86V173H85ZM71 174L70 176L68 175L69 173ZM212 172V171H211ZM211 172H210V174H211ZM235 173V174H233L232 176L231 175H229V173ZM107 173H108V175H107ZM112 173V174H111ZM230 173V174H231ZM81 174V175H80ZM241 174V175H240ZM88 175V174H87ZM130 173H127V175L125 174V178L124 179H128L130 176ZM159 175V176H158ZM208 175V176H207ZM239 177H237V176ZM127 176H129V177H127ZM230 176V177H229ZM156 178H157V180H156ZM169 178V179H168ZM188 178V179H187ZM201 178V179H202ZM236 178V179H235ZM238 179H242V180H238ZM244 179V180H243ZM247 179V180H246ZM80 180V181H79ZM185 180H187L188 182H191V179L189 178V176H186L185 177ZM239 181V184L240 185H238V181ZM212 183L211 185H213L212 187L210 186V183ZM237 181V182H236ZM241 181V182H240ZM81 183V185H80V183ZM246 182H247V186L245 185L246 184ZM261 183H264V177L261 179V181H260ZM198 183V184H197ZM205 183V184H204ZM207 183H208V185H207ZM216 183V184H215ZM147 184H149V183H147ZM146 183H144L143 185H139V189L141 188V186L143 187V190H145L146 188H148L149 186H151V184H149V185H147ZM157 184H155L157 187H158V185ZM200 184H202L203 185V187L200 185ZM138 185H135L134 187L136 188V189H138V187H136V186H138ZM147 185L148 187H146L145 189H144V187ZM204 185H207V187L208 188H210V189H208L206 186H204ZM220 185V186H219ZM110 185H108L107 186V189H109V191H110V189L111 188H108ZM159 186V187H160ZM164 186V187H163ZM215 186V187H214ZM80 187L82 188V189H80ZM170 187V188H169ZM202 189H201V188ZM206 187V188H205ZM220 187V188H219ZM228 187V188H227ZM231 187H233V188H231ZM239 187V188H238ZM89 188V189H88ZM177 188V189H176ZM178 188H180V189H178ZM203 188H205V190L203 189ZM229 188H231V189H229ZM234 188H235V190H234ZM236 188H238L239 189V192H240V194H239V192H238V189H236ZM68 189V190H67ZM135 189V190H136ZM138 189V190H139ZM173 191V192H171V190ZM188 189V190H187ZM201 189V190H200ZM213 189V190H212ZM215 189H217L216 190V196L219 194V195H222V196H215V194H214V191H215ZM83 190H85V191H83ZM106 187L103 189V192L105 193L106 191L107 192H109L108 190H106ZM134 189H133V193H132V196L133 195H136V194H138V193H141V191H143L142 189L140 190V191H135ZM166 190H167V192H168V190L170 191V192H168V194H167V192H166ZM203 190V191H202ZM220 190V191H219ZM258 190V191H257ZM260 190V191H259ZM69 191V192H68ZM147 191V190H146ZM262 191H263V188H256L255 190H254V193H253V196H254V199L256 198V200H258V201H261L262 200ZM83 192V193H82ZM106 192V193H107ZM136 192V193H135ZM138 192V193H137ZM145 192V191H144ZM220 192V193H219ZM235 192V193H234ZM256 192V193H255ZM67 193V194H66ZM70 194V196H68L69 194ZM82 193V195H80ZM200 193V192H199ZM209 194V196H208V194ZM260 193V194H259ZM235 194V195H234ZM126 195V194H125ZM131 195V194H130ZM129 195V196H130ZM233 195V196H232ZM255 195H256V197H255ZM128 196V195H127ZM128 196V197H129ZM173 197V198H171V197ZM230 196H232V198L230 197ZM235 196H236V199H235ZM258 196V197H257ZM261 196V197H260ZM126 197V196H125ZM193 197V198H192ZM207 197V198H206ZM67 198V199H66ZM70 198V199H69ZM94 198V197H93ZM169 198H171L172 200L174 199L175 201H173V203H171L172 202V200H170ZM229 198V199H228ZM231 198V199H230ZM226 199V200H225ZM261 199V200H260ZM233 200V201H232ZM93 202V206L91 205L92 204V202ZM179 201V202H178ZM228 201V202H227ZM79 202V203H78ZM190 202H191V204H190ZM235 202V203H234ZM240 202H242V200L240 201ZM62 203H64V204H62ZM79 204V207H81V208H78V204ZM95 203H97L96 205H95ZM83 205L84 206V208L82 207V206H80V205ZM177 205V206H180L179 208H181L180 210H179V208L177 207L176 208V206L175 205ZM151 205H152V207L154 208H152L151 207ZM157 206V209H156V206ZM166 205V206H165ZM192 206V208H191V206ZM193 205H194V207H193ZM237 207H238V205L239 204H235ZM60 206H62V207H60ZM86 206V207H85ZM87 206H89V207H87ZM92 206V207H91ZM146 207V206H145ZM166 207H168V210H165L166 209ZM175 207V208H174ZM83 208V209H82ZM137 208V209H136ZM149 208H151V209H149ZM158 208L160 209V210H158ZM188 208V209H187ZM78 209H82L81 210V212H79L78 211ZM157 210V212H156V210ZM173 209V210H172ZM174 209H175V212H174ZM28 210H27V212H28ZM210 210V211H209ZM84 213H83V212ZM155 211V212H154ZM163 213L162 215H161V213ZM172 211V213H173V215H172V213H169V212H171ZM177 211V212H176ZM203 212V213H200V212ZM61 212V213H60ZM79 212V213H78ZM90 212H92L90 215H89V213ZM214 212L217 214L216 216L217 217H220V218H224L225 219V216H223V215H221L220 214V211H218V210H214ZM60 213V214H59ZM82 213V214H81ZM85 213H86V215L88 216H86L85 215ZM166 213H168V214H166ZM180 213H184V214H182V215H180ZM187 213V215H185ZM212 213V214H211ZM56 214V215H55ZM59 214V215H58ZM119 214V215H118ZM120 214H122V215H120ZM148 214V215H147ZM153 214V215H152ZM177 214H179V215H177ZM140 217H143L144 219H142L141 217V219L140 218H137L138 216ZM167 215V216H166ZM175 215H177V216H175ZM58 218H57V217ZM95 216V217H94ZM125 216V215H124ZM137 216V217H136ZM158 216V217H157ZM51 219H50V218ZM89 217L91 218V219H89ZM147 217H150L149 219L147 218ZM153 217H154V222L152 221V220H150V219H153ZM159 218V222H158V219H156V218ZM180 217V218H179ZM182 217V218H181ZM210 217V218H209ZM48 218V219H47ZM121 218V219H120ZM17 220V221H15V220ZM57 219V220H56ZM59 219V220H58ZM88 219V220H87ZM92 219H94V220H92ZM114 219V220H113ZM137 219V220H136ZM156 219V220H155ZM53 220V221H52ZM143 220H145V221H148V220H150V221H152V222H147L149 225H147V224H144V221ZM180 220V221H179ZM244 220H246V219H244ZM248 220H250L251 222H253L252 223V225L253 224H256L257 222H256V220L258 221V219H256L255 220V218H249ZM253 220H255V222L253 221ZM19 221V222H18ZM46 221H48V223L46 222ZM55 221V222H54ZM113 223H112V222ZM119 221V222H118ZM123 221V222H122ZM169 221V222H168ZM45 222V223H44ZM124 225H122L121 223ZM246 222H247V220H246ZM251 222H249L248 221V223L251 225ZM50 223H54L53 225L52 224H50ZM118 223V224H117ZM146 223V222H145ZM157 223V224H156ZM47 226H46V225ZM153 224V225H152ZM156 224V225H155ZM139 225V226H138ZM152 225V226H151ZM109 227V229H107V227ZM120 226V227H119ZM137 226V227H136ZM145 226H151L150 228L149 227H145ZM255 226V225H254ZM46 227V228H45ZM49 227V228H48ZM52 227H54V228H52ZM95 227V228H94ZM106 227V228H105ZM111 227V228H110ZM134 227H136L137 228V230L134 228ZM143 227V228H142ZM184 227V228H183ZM186 227V228H185ZM253 227V226H252ZM52 228V229H51ZM56 228V229H55ZM59 228V229H58ZM92 228H94L95 229V231H94V229H92ZM132 228H134V229H132ZM142 228V229H141ZM48 229H50V230H48ZM55 229V230H54ZM91 229L94 231V233L96 232V229H97V232H96V234L98 233V234H100L101 233V235H102V237H101V235H99L100 236V238L101 239H99L98 238V234L96 235V237H94V233H92L93 231H91ZM111 229H113V231H111ZM140 229H141V232H140ZM143 229H145V230H143ZM24 230H23V232H24ZM62 232H61V231ZM108 230H110V231H108ZM115 230H118V231H116V234H114L115 232ZM135 230V233L136 234H138L137 236H136V234L134 233L133 234V232L132 231H134ZM260 230H262V232H260V233H262L263 235H264V226L263 227H261V229ZM49 231V232H48ZM120 231V232H119ZM127 231V232H126ZM129 231V232H128ZM146 231H149V233L147 234V233H145ZM180 231H181V233H180ZM187 231V232H186ZM191 231V232H190ZM194 231V232H193ZM22 232V231H21ZM53 232V233H52ZM91 232V233H90ZM111 233V235L113 234L114 236H112L111 237V235H108L107 233ZM112 232H114V233H112ZM143 232V233H142ZM185 232V233H184ZM254 232V231H253ZM24 233V235H26ZM61 233V234H60ZM70 233V234H69ZM109 233V234H110ZM117 233L119 234V233H121V234H119L118 236H115V235H117ZM142 233V234H141ZM185 235H183V234ZM186 233H191L193 236H192V239L191 238H189L188 239V236L186 235ZM213 233H215V232H213ZM220 233V234H219ZM236 235H240V234H242V232L240 233H237V232H234ZM51 234V235H50ZM104 234H107V235H105L106 237H103L104 236ZM128 234H131L132 236H129ZM146 234V235H145ZM55 235H56V237H55ZM58 235L60 236H62V237H58ZM69 237H68V236ZM90 235V236H89ZM91 235H93V236H91ZM135 235V236H134ZM145 235V236H144ZM109 236H110V238H109ZM134 236V237H133ZM141 236H143V237H141ZM149 236V237H148ZM181 236V237H180ZM184 236V237H183ZM36 237V238H35ZM54 237V238H53ZM116 237H119L118 239H116ZM133 237V238H132ZM148 239H147V238ZM152 237V238H151ZM183 237V238H182ZM187 237V238H186ZM219 237L221 238V240H222V244L220 243L219 244V246L217 245L218 244V241H216V240H218L219 239ZM24 238V239H23ZM51 240H50V239ZM56 238H57V240H56ZM66 238V239H65ZM92 238H93V240H92ZM103 238V239H102ZM105 238H106V241L107 242H109V243H107L106 241H104L105 240ZM113 238V239H112ZM115 238V239H114ZM121 238H123V241H124V243H125V241H127V244L126 245H123L124 243H122L123 241L121 240V244H120V239ZM128 238V239H127ZM130 238H132V239H130ZM233 238V239H232ZM44 239V240H43ZM55 239V240H54ZM60 239V240H59ZM65 239V240H64ZM95 239H98V240H96L95 242H96V244L97 245H95V242L94 243H92V241H94ZM108 239V240H107ZM129 239H130V242H131V246H130V244H128V242H129ZM214 239H216V240H214ZM229 239V240H228ZM236 239V240H235ZM43 240V241H42ZM61 240H63V241H61ZM91 240V241H90ZM100 240L101 241H103L104 243H107V244H101V243H103V242H101V243H99L100 242ZM119 240V241H118ZM156 240V239H155ZM182 240V241H181ZM196 240V241H195ZM213 240H214V243H213ZM233 240V241H232ZM49 241V242H48ZM56 241H57V243H56ZM79 241V242H78ZM111 241V242H110ZM114 241V242H113ZM117 241V242H116ZM136 241L138 242V243H136ZM225 242V244H223L224 242ZM230 241V242H229ZM54 242V243H53ZM58 242H59V244H58ZM66 242V243H65ZM113 242V243H112ZM129 242V243H130ZM133 242V243H132ZM209 242V243H208ZM217 242V243H216ZM242 243H240V246H241V255L243 256V257H245L247 254H249L250 252V255H252V252H255V251H264V240L261 242L262 244H259V247L257 246V248H252L253 246H251L249 243H248V241L247 240H243V241H241ZM39 243H40V245H39ZM44 243H52V245H54L55 246V248H54V246H52L53 248H52V250H51V248H47V247H45V245L46 244H44ZM98 243H99V245H98ZM115 243V244H114ZM150 243V244H151ZM177 243V244H176ZM211 243V244H210ZM245 243V244H244ZM87 244V245H86ZM89 244V245H88ZM90 244H92V245H95V246H103L102 248L101 247H96L95 248V246H94V248L96 249H94V251H92L91 253L89 252V250H87L89 247L88 246H91ZM111 244H114L115 246H117L118 244V246L117 247H112V248H110L111 247ZM117 244V245H116ZM175 244V245H174ZM209 244V245H208ZM242 244V245H241ZM66 245V246H65ZM108 245H110V246H108ZM141 245V246H140ZM152 245V244H151ZM205 247H204V246ZM226 245V246H225ZM231 245V246H230ZM47 246V245H46ZM57 246H58V248H57ZM106 246V247H105ZM113 246V245H112ZM125 246H127L128 248H124ZM130 246V247H129ZM133 246V247H132ZM174 246V247H173ZM178 247V248H175V247ZM198 246V247H197ZM242 246H243V248L244 249H246V250H244L243 248H242ZM246 246V247H245ZM261 246V247H260ZM213 247V248H212ZM218 247H219V249L220 248H222L221 249V251L218 249ZM78 250H77V249ZM100 248V249H99ZM108 248H110L111 250H109ZM113 248H114V251H113ZM165 248V249H164ZM201 248V249H200ZM206 248V249H205ZM209 248V249H208ZM230 248V249H229ZM261 248V249H260ZM51 251H50V250ZM57 249H59V250H57ZM117 249V250H116ZM121 249V250H120ZM168 251H170V252H168ZM205 249V250H204ZM212 249V250H211ZM49 250V251H48ZM75 250V251H74ZM99 250V251H98ZM119 250V251H118ZM216 250V251H215ZM219 250V251H218ZM255 250V251H254ZM33 251H34V253H33ZM86 251V252H85ZM95 251H97L96 253H93V252H95ZM103 251V252H102ZM151 251V252H150ZM167 253H166V252ZM175 251V252H174ZM224 251V252H223ZM54 253V255H51V254H53ZM57 252V253H56ZM102 252V253H101ZM106 252V253H105ZM108 252V253H107ZM115 252H116V254H115ZM145 253V254H143V253ZM195 252V255L193 254V253ZM212 252V253H211ZM51 253V254H50ZM87 253V254H86ZM89 253H90V256H89ZM149 253V254H148ZM165 253V254H164ZM169 253V254H168ZM210 253V254H209ZM243 253V254H242ZM55 254H57V255H55ZM62 254V255H61ZM93 254H95V255H93ZM115 254V255H114ZM122 254V255H121ZM197 254V255H196ZM246 254V255H245ZM49 255V256H48ZM84 255H85V258H84ZM145 255H148V256H145ZM12 256H14V258L12 257ZM51 256V257H50ZM53 256H55V257H53ZM92 256H94L93 258H92ZM118 256H116V257H118ZM145 258H144V257ZM187 256V257H186ZM219 256V257H218ZM247 256H249V255H247ZM246 256V257H247ZM50 257V258H49ZM52 257H53V259H52ZM186 257V258H185ZM195 257V258H194ZM217 257V258H216ZM55 258V259H54ZM144 258V259H143ZM147 258V259H146ZM24 261H23V260ZM28 259V260H27ZM146 259V260H145ZM188 259V260H187ZM218 259V260H217ZM30 260V261H29ZM54 260V261H53ZM65 260V261H64ZM128 260V261H127ZM27 261V262H26ZM62 261V260H61ZM98 261V260H97ZM147 261V262H146ZM185 263H184V262ZM188 261V262H187ZM243 261V260H242ZM241 261V264H243L244 262H242ZM21 262V263H22ZM26 262V263H25ZM94 262V263H93ZM96 262V263H95ZM197 262V263H196ZM20 263V264H21ZM22 263V264H23ZM121 262H119V263H117V264H120ZM122 263V264H123ZM240 262H238V264H239ZM55 264V263H54ZM60 264H61V262H60Z\"/></svg>",
    "mask_w": 264,
    "mask_h": 264
}]
</instances>
